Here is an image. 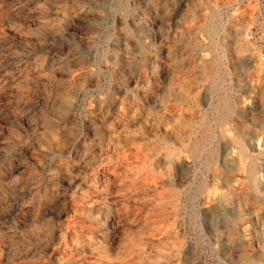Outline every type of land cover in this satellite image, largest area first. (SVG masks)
<instances>
[{
    "label": "rangeland",
    "instance_id": "1",
    "mask_svg": "<svg viewBox=\"0 0 264 264\" xmlns=\"http://www.w3.org/2000/svg\"><path fill=\"white\" fill-rule=\"evenodd\" d=\"M252 14L0 0V264H264Z\"/></svg>",
    "mask_w": 264,
    "mask_h": 264
},
{
    "label": "built area",
    "instance_id": "2",
    "mask_svg": "<svg viewBox=\"0 0 264 264\" xmlns=\"http://www.w3.org/2000/svg\"><path fill=\"white\" fill-rule=\"evenodd\" d=\"M252 6L255 24L244 33L245 39L251 44V51L264 61V49L262 39L264 33L260 31L259 24L264 23V0H244Z\"/></svg>",
    "mask_w": 264,
    "mask_h": 264
},
{
    "label": "bare ground",
    "instance_id": "3",
    "mask_svg": "<svg viewBox=\"0 0 264 264\" xmlns=\"http://www.w3.org/2000/svg\"><path fill=\"white\" fill-rule=\"evenodd\" d=\"M237 42V44H239L240 45V41L238 40V41H236Z\"/></svg>",
    "mask_w": 264,
    "mask_h": 264
}]
</instances>
